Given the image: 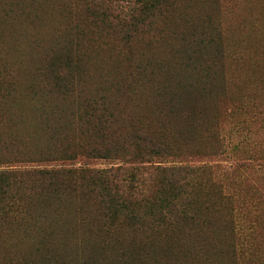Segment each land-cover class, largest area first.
<instances>
[{
    "label": "trees",
    "instance_id": "obj_1",
    "mask_svg": "<svg viewBox=\"0 0 264 264\" xmlns=\"http://www.w3.org/2000/svg\"><path fill=\"white\" fill-rule=\"evenodd\" d=\"M237 7L0 0V264H264Z\"/></svg>",
    "mask_w": 264,
    "mask_h": 264
},
{
    "label": "rangeland",
    "instance_id": "obj_2",
    "mask_svg": "<svg viewBox=\"0 0 264 264\" xmlns=\"http://www.w3.org/2000/svg\"><path fill=\"white\" fill-rule=\"evenodd\" d=\"M237 6L238 12L235 11V15L239 23L237 28L240 29V37L237 40L242 43L246 52L242 67L238 68L239 72L236 73L237 79L243 92H249V94L253 95L258 94V96L264 95V38H258V33L262 29L261 25H264V0H237ZM243 18H246L247 24ZM259 18L261 23H257L256 28L253 29L254 21L259 20ZM225 19L229 20L230 23L236 22L233 15L226 14ZM246 31H249L251 36ZM253 41H256L257 44H252ZM255 76L259 77V81L254 78ZM254 79H256L257 85L255 84L251 87L250 83ZM260 162L264 164V162ZM259 170H257L258 172L256 171V174L246 171L241 176L243 179L247 177V182L251 184V186L247 185L243 189V191L248 192V205H250V199L253 203L256 200H264V168ZM225 176L232 177L229 174ZM231 180L232 178L228 181Z\"/></svg>",
    "mask_w": 264,
    "mask_h": 264
}]
</instances>
